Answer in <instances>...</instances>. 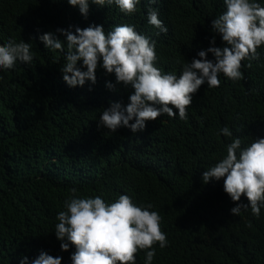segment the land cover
<instances>
[{"label":"trees","instance_id":"obj_1","mask_svg":"<svg viewBox=\"0 0 264 264\" xmlns=\"http://www.w3.org/2000/svg\"><path fill=\"white\" fill-rule=\"evenodd\" d=\"M149 8L167 33L149 24ZM226 10L224 0H140L129 15L115 3L90 2L85 18L68 0H0V46L24 41L34 57L0 69V264H22L24 257L32 264L42 251L72 264L75 246L62 251L55 235L72 189L77 198L99 196L106 204L120 195L151 204L167 236V247L154 245L152 264H264V208L259 218L250 208L233 216L224 180L203 182L234 138L242 147L264 138V45L258 59L242 61L243 79L221 73L218 88L202 85L185 120L178 111L174 118L164 114L137 133L125 127L113 133L99 122L112 102L130 103L131 87L98 68L95 84L73 88L61 71L67 44L57 29L95 24L107 33L128 24L156 41L155 66L179 77L200 51L225 46L212 21ZM49 32L65 41L63 51L45 48L39 37ZM208 59L214 60L210 52ZM224 127L232 137L221 133ZM240 202L247 204L246 196ZM145 260L138 251L136 264Z\"/></svg>","mask_w":264,"mask_h":264},{"label":"clouds","instance_id":"obj_2","mask_svg":"<svg viewBox=\"0 0 264 264\" xmlns=\"http://www.w3.org/2000/svg\"><path fill=\"white\" fill-rule=\"evenodd\" d=\"M90 2L99 6L115 3L121 12L130 15L137 11L140 0H68L85 18ZM224 3L227 10L212 21V29L225 46L200 51L198 59L184 64L179 77L164 74L155 66L156 41L139 34L134 26L117 25L107 33L103 26L95 24L84 29L76 27L75 32L57 29L66 37L67 44L66 62L61 68L63 79L73 88L83 87L86 81L95 84L97 70L102 68L115 75L116 84L134 90L129 96L130 103L125 106L112 102L100 116L99 122L113 133L121 127L133 133L142 132L147 122L164 114L174 118L177 111L179 118L185 120L193 94L202 85L218 88L221 73L233 82L243 79L242 61L258 59L257 49L264 45V7L256 0H224ZM148 22L167 33L157 10L149 8ZM39 39L46 49H64L65 41L56 33H45ZM211 43L215 45V38ZM31 47L30 43H17L14 39L0 46V69H13L17 61L30 64L34 58ZM209 52L214 60L208 59ZM106 86L116 90L111 82ZM221 133L225 137L233 135L228 127L222 128ZM221 179L224 191L236 204L231 214L239 216L242 210L250 208L253 216L259 218L264 208V138L247 147H242L239 137L234 138L227 146L226 157L203 172L205 184ZM71 191L72 196L64 204L66 211L57 215L55 235L62 251L67 252L70 244L75 246L72 264H136L140 250L146 252L145 264H152L156 255L154 245L167 247V236L160 227L162 218L156 211H150L151 204L137 206L127 195L106 204L99 196L77 198V190ZM244 196L247 204L240 202ZM22 264H28L27 257ZM32 264H62V257L42 251Z\"/></svg>","mask_w":264,"mask_h":264}]
</instances>
